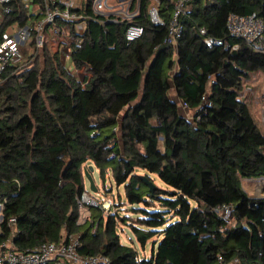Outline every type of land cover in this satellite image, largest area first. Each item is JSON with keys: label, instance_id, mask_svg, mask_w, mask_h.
<instances>
[{"label": "trees", "instance_id": "obj_1", "mask_svg": "<svg viewBox=\"0 0 264 264\" xmlns=\"http://www.w3.org/2000/svg\"><path fill=\"white\" fill-rule=\"evenodd\" d=\"M151 1H131L137 14L129 21L94 12L92 0L72 9L78 18L65 25L80 39L70 44L73 72L46 44L3 70L0 243L10 237L12 218L18 252L78 235V253L104 255L107 264H264V198L249 197L241 185L264 178V133L241 94L251 75L264 76V52L226 30L229 14H255L264 26V0H193L175 45L165 42L175 0H154L164 26L149 22ZM40 2L11 0L0 34L23 26ZM131 24L143 34L127 44ZM199 29L238 48H208ZM84 170L100 182L93 180L95 193ZM202 175L215 199L204 196ZM120 187L123 197L105 220L89 208L87 221L76 224L83 192L95 197ZM118 204L134 219L115 212ZM223 205L231 207L230 221L216 212ZM117 221L132 244L121 241ZM147 244L148 256H140L135 246Z\"/></svg>", "mask_w": 264, "mask_h": 264}, {"label": "built area", "instance_id": "obj_2", "mask_svg": "<svg viewBox=\"0 0 264 264\" xmlns=\"http://www.w3.org/2000/svg\"><path fill=\"white\" fill-rule=\"evenodd\" d=\"M11 0H0V19L9 13L8 4ZM26 5L30 0H24ZM111 0H92V9L96 13L103 12L108 8ZM154 1V0H153ZM193 0H175L168 23V35L165 42L175 45L181 35L180 18L184 11ZM80 0H41L36 4L39 14L37 18L30 16L21 27L0 34V76L7 65L15 64L21 61V56L25 51L39 50L46 42L50 34L60 37H67L68 43L63 51L59 50L61 59H70V44L80 42L79 38H73L68 32L65 24L75 21L78 17L71 10L79 6ZM114 2L119 5L117 0ZM126 6L130 3L125 2ZM137 13H131L128 17L132 18ZM149 22L155 26H164L159 12L155 5L151 4L146 11ZM76 25V24H75ZM226 30L230 38L243 42L250 50L255 52H264V26L262 20L255 14L248 16H238L229 14L226 20ZM76 33V32H75ZM199 35L202 37L203 44L208 47H223L225 49L236 50L237 44L229 45L225 40L212 39L206 36L204 29H199ZM143 29L138 25H129L124 33V40L127 44L137 41L141 38ZM76 36H80L77 35ZM26 54L30 55L28 52ZM21 59V60H20ZM264 122V116H263ZM264 183L262 180L258 184ZM264 188L256 186V188ZM261 188V189H262ZM260 191V190H258ZM96 196H99L96 194ZM113 201L90 196L83 192L77 198L78 219L77 225L85 223L89 217V208H98L102 214L107 215L112 211ZM218 215L225 221L232 219L231 207L223 205L216 210ZM15 220H8L10 237L0 243V264H107L108 258L104 255H80L78 253L79 237L78 235L69 236L68 240H61L58 243L44 242L35 248L26 252H18L12 247L11 237L14 236ZM219 263L221 258L218 257Z\"/></svg>", "mask_w": 264, "mask_h": 264}, {"label": "rangeland", "instance_id": "obj_3", "mask_svg": "<svg viewBox=\"0 0 264 264\" xmlns=\"http://www.w3.org/2000/svg\"><path fill=\"white\" fill-rule=\"evenodd\" d=\"M133 1V0H131ZM153 5L154 4V1L152 0L151 1ZM115 3L113 1H111L109 3V6H113ZM110 9H105L104 13H107V11H109ZM135 10V9H134ZM134 11H131V5H129L127 7V9H122L120 10L119 9V13L117 15V17H119L121 20H130L131 18L128 17L131 13H133ZM104 15H107V14H104ZM1 20L0 19V23H1ZM68 38L67 37H60V36H56L54 34H50L48 37H47V42L45 43L46 44V48L51 52H56L57 50H61V55L62 57L64 56L63 55V51L64 49L66 48V44L68 43ZM33 51V50H32ZM31 50H27L25 51L22 56H21V59H25L26 56H28V54H26V52H28L29 54L32 52ZM20 59V60H21ZM65 68L67 69H71L72 70V67L70 66V61H67L65 62ZM79 77H83L85 74L81 73V71L79 72ZM258 75L261 76L260 73H256L254 75H251L249 77V79L243 83V88H242V97H245L246 98V102L248 103L249 105V108H250V111H251V114L252 116L254 117V119L257 121L260 129L263 131L264 133V122H263V116H264V95H262L261 91H262V88H263V83L261 82H258ZM169 95L171 96V98L173 99L174 96H175V92L172 88H170L169 90ZM182 113V111H181ZM153 178L155 179V182L156 184L158 185H162L160 183V181L155 177L153 176ZM210 178L205 176V175H202L201 177V187H202V190L204 192V196L207 198V199H215V194L213 192V190H211V185H210ZM93 180L94 182L100 186V182L97 178V176H94L93 177ZM105 182H106V187H108L109 185V181L107 179H105ZM86 188L87 190L89 189V184H88V181H86ZM253 183H250V182H242V186L247 189V190H251L252 188V185ZM256 186H260L261 184H258V182L255 183ZM105 195H103L102 193L99 195V196H96L97 198H104V199H110L112 201L115 200V202H119V199L120 197H123V189L122 187H120L118 190H112L111 193H109V191H105L104 193ZM119 208L117 210V212L119 213V215L121 217H125L126 221L129 222V220H133L134 219V215L129 213L128 212V207L126 205H122V204H118L116 206H114V211L116 212V209ZM106 217V215L103 214V220H105L104 218ZM118 222V230L120 232V236H121V241L123 243H128V244H132L131 243V239H130V233H129V228L124 225V224H121V222L117 221ZM94 232V231H93ZM136 247V250L138 252V254L140 256H145L147 257L148 256V252H149V246L148 244L146 245V248L143 250L141 249L139 246H135Z\"/></svg>", "mask_w": 264, "mask_h": 264}, {"label": "crops", "instance_id": "obj_4", "mask_svg": "<svg viewBox=\"0 0 264 264\" xmlns=\"http://www.w3.org/2000/svg\"><path fill=\"white\" fill-rule=\"evenodd\" d=\"M83 1L84 0H80L79 5L81 3H83ZM111 1L114 2V0H111ZM125 2L131 3V0H124L123 2H119V3L124 4V5H119V6L114 2L115 4L112 7L111 6H108V8H106V9H110L109 11H107V13H104L105 11H103L100 14H103V15L104 14H107V15H118L119 9L120 10L122 9V11H123V9H127L128 6L125 5ZM134 13H137V9L134 10ZM29 14H30V16L34 15L35 18H37L39 16L35 5L29 7ZM74 29H75V32H76L77 35H81L83 33V31H84V23L81 22V23L76 24L74 26ZM60 61H61L62 65L65 67V62L70 61V59H61V57H60ZM70 66H71V62H70ZM67 70H69L70 72H73V70H71V69H67ZM79 72L80 71H77L78 74H79ZM257 78H258V82L263 83V88H262L261 93H262V95H264L263 94V90H264V76L263 75H261V76L258 75ZM170 86H171V82H170ZM169 97L171 98L170 95H169ZM172 100L174 102H176V103H179V99L177 98L176 94H175V96H174V98ZM179 111L180 112L182 111V114L185 115L187 118L190 117L189 110L184 109L182 106L179 107ZM260 180H262V178H258V179H248V180H242L241 181V185H242V182H250V183H253L252 184L253 186H252V188H251L250 191L247 190V189H245L242 186L243 190L247 193V195L249 197H252V198H264V188H262V187L256 188V184H255L256 182H258ZM263 181H264V178H263ZM262 184H264V183H262ZM262 184L260 186H262ZM258 190H260V191H258ZM1 210H2V208L0 209V222H1V219H2Z\"/></svg>", "mask_w": 264, "mask_h": 264}, {"label": "water", "instance_id": "obj_5", "mask_svg": "<svg viewBox=\"0 0 264 264\" xmlns=\"http://www.w3.org/2000/svg\"><path fill=\"white\" fill-rule=\"evenodd\" d=\"M118 1H119V2H123L124 0H118ZM263 94H264V90H263ZM88 170H89L90 172H92V171H93V167H92L91 165H89V166H88ZM84 176H85L86 180L88 181V184H89V190H90L91 192L95 193V192H96V188L94 187V182H93V180H92L90 174H89L86 170H84ZM146 184L148 185L149 190L152 191L153 188H154V186H153L150 182H146ZM1 208H2V205L0 204V209H1Z\"/></svg>", "mask_w": 264, "mask_h": 264}]
</instances>
